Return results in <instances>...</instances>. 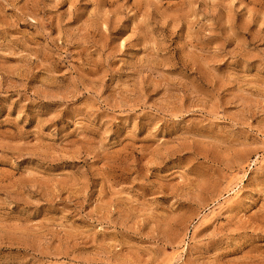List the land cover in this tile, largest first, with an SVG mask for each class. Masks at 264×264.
<instances>
[{
  "label": "rangeland",
  "instance_id": "rangeland-1",
  "mask_svg": "<svg viewBox=\"0 0 264 264\" xmlns=\"http://www.w3.org/2000/svg\"><path fill=\"white\" fill-rule=\"evenodd\" d=\"M0 264H264V0H0Z\"/></svg>",
  "mask_w": 264,
  "mask_h": 264
}]
</instances>
